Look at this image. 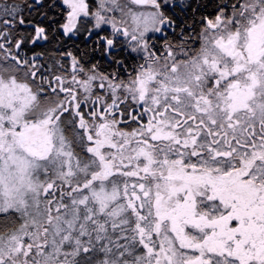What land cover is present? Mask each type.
I'll use <instances>...</instances> for the list:
<instances>
[{
    "label": "rangeland",
    "instance_id": "1",
    "mask_svg": "<svg viewBox=\"0 0 264 264\" xmlns=\"http://www.w3.org/2000/svg\"><path fill=\"white\" fill-rule=\"evenodd\" d=\"M259 3L260 0H244L246 14H253L252 10ZM207 32L202 46L196 50L172 49L171 55H163L138 68L131 79L123 82L122 90L114 94L115 100L120 103L128 93L125 100L130 95L136 102L146 95L149 104L170 95L173 91L166 86L171 85L179 91L187 88L193 104H202L204 109L217 97L215 88L219 91L220 84L226 81L224 89L229 98L225 110L201 112V117L211 121L223 118L226 123L233 121L241 125V121L247 123L248 111L250 116L258 117L253 122L256 125L260 116L264 118V21L242 24L237 32L225 19L218 31ZM5 76L12 80L3 81L0 77V214L15 210L25 221L18 234L6 237L0 233V264H70V258L81 252L91 253V256L98 252L96 256H104L102 264H133L124 257L126 251H116L120 247L113 237L116 230L113 223L120 214L126 213L141 234L145 233L146 228L140 225L144 206L150 207L155 219L149 215L152 227L149 234L145 233L146 238H133L137 244L144 245L148 243L145 239L157 236L164 243L162 250L154 248V240L153 246L147 244L146 253L138 264H215L214 258L221 259L219 264H233L231 257L240 263L264 261V163L255 165L253 170L247 166L242 172H250L252 177L256 174L260 181L258 186L245 178L231 192L237 179L227 174L213 175L208 170L185 164L186 148L191 142L187 137L183 138L184 150L177 153L176 146L162 144L160 140L166 138L170 142L167 126L153 123L147 132L139 128L128 131L119 127L116 119L101 120L102 113L93 121L96 132L92 131L90 136L98 140L101 154L85 153L95 162L91 172L84 163L90 159L70 147L67 131L63 132L61 127L62 119L57 135V127L49 124L51 119L47 118V113L36 118L33 130L36 135L52 139L54 148L48 158L38 160L27 152L30 141L21 142L20 134L14 131L26 128H15L14 120L23 122L21 119L34 106L31 94L38 96L39 93L15 81L9 71ZM90 99L101 101L103 109L111 104L98 91ZM65 101L62 105L53 104L51 116L62 109ZM185 103L190 102L186 100ZM178 110L186 116L193 113L181 109L180 99ZM242 113L243 119L236 120L235 117ZM194 132L191 129L186 135L191 137ZM261 151L254 154L256 158L264 154V143ZM252 156L249 162L253 161ZM106 169L115 175H104ZM84 176L87 177L82 179ZM159 177H163V181H155ZM93 178L97 180L85 190L83 186ZM57 183L63 185L57 186ZM141 185L145 186L141 194L144 199L139 194ZM199 185L203 189L209 187L211 199L225 205L229 212L210 218L199 210L196 198ZM179 195L186 197L177 200ZM112 206L114 210L109 211ZM105 214L109 218L101 222L99 218ZM111 220L112 234L105 233V246L84 241L87 232L99 235ZM189 246L193 250L189 248L179 253Z\"/></svg>",
    "mask_w": 264,
    "mask_h": 264
},
{
    "label": "snow or ice",
    "instance_id": "2",
    "mask_svg": "<svg viewBox=\"0 0 264 264\" xmlns=\"http://www.w3.org/2000/svg\"><path fill=\"white\" fill-rule=\"evenodd\" d=\"M247 12L244 0H0V37L23 53L42 95L62 105L72 92L87 109L96 91L115 99L150 57L190 51L225 19L237 32L264 21V0Z\"/></svg>",
    "mask_w": 264,
    "mask_h": 264
},
{
    "label": "trees",
    "instance_id": "3",
    "mask_svg": "<svg viewBox=\"0 0 264 264\" xmlns=\"http://www.w3.org/2000/svg\"><path fill=\"white\" fill-rule=\"evenodd\" d=\"M223 2H228V0H223ZM13 76L17 81H21L23 78V75L18 72L13 73ZM4 79L6 78L4 77ZM262 101L264 102V97ZM181 106H183L184 109H186L189 113H192V111L194 112L189 116L178 115V119L181 120L178 133H181L182 137L185 136L189 139V141H191L189 142V146L186 148L188 149V158H184L185 164L195 165V167L199 170H208L212 172L213 175L216 174L217 176H225V174H227L228 177L230 176L233 179H237L235 180L234 185L231 186L232 188L230 187L231 189L229 191L231 192L235 191V185H240L241 179L243 180L245 178L248 180H253L258 186L260 181L257 180L256 174L255 177H252L250 172H242L247 166L248 168L250 167V170H253L255 165H262L264 163V154L260 155L261 158H256L254 155L255 153L262 152V144L264 143V118L260 116V121L255 125L253 122L258 117L256 118L255 114L250 116V113L246 111L249 114V116H247L246 118L247 123L245 124L243 123V121H241V125H235V122L233 121H228L227 123L224 122L223 118L217 119L215 121L208 120L206 119V117L202 118L200 114L204 111L197 112L196 106L193 110H191V106L189 109L188 103H181ZM44 111V105L38 103L35 108V118H40ZM243 114L244 113L236 116L235 119L242 120ZM136 126L137 125H134L130 128V130H133ZM61 127L63 129V132L67 131V141L70 147H73L74 150L77 151V153H81V151L77 147L80 131L76 124L70 119H66L65 121H62ZM191 129L195 130V132L190 137L186 134H189ZM198 130L200 131V133L198 132ZM196 132L198 133L197 135ZM181 144L179 143L177 146L173 145V147L176 146L175 151L177 153L181 150H184L183 143ZM251 154L253 155V161L249 162V159L252 160ZM262 177L264 178V176ZM158 179L162 180L163 177L156 178L155 181H158ZM126 185H128V183ZM210 191L212 192L211 189L209 190V187H205L204 189L200 185L196 187V192L199 194L196 197L199 210L207 213L210 218H213L218 214L221 215L224 212L228 213L229 209L226 208L225 205H221L219 201L211 199L210 195L212 194H210ZM185 197V195L184 197L182 195H179L176 197V199L179 200ZM114 208H112V210H114ZM145 210L146 211L143 214V217L144 215H151L153 219H155V217L151 214L150 208L148 206L145 208ZM5 217V224H7V227H9L8 232L17 233L19 231L18 228L20 225H17V222H15V215L12 214ZM18 217H20V215H18ZM101 218V222H106V218H108V216H102ZM111 222L112 221H110L109 225H106L102 229L103 231L100 233V239H102L104 236H107L105 233H107L109 236L112 234ZM113 224L116 225V230L113 233L115 234L114 238L116 239V245H119L120 247L119 249H116V251H118L119 253H125L124 251H126L127 253L124 254V257L128 262L138 264L143 259L142 257L144 253H146L144 248L147 246V244L148 246H151L153 240L154 248L162 250L161 247L164 241L157 239L156 235L155 239H145V242L148 243H145L144 245L137 244L136 238L133 237L142 236V239L146 238L145 233L149 234L150 228H146V232L141 234V230L137 229L135 223L132 220L129 221L128 214H120ZM141 224L144 225L145 222H142ZM0 233L4 232L0 230ZM104 245H106V241L104 242L103 239L101 242L99 241L100 247H103ZM190 247L191 246L186 249H180L179 253L186 252V250L188 251ZM97 254L98 252H96V254L92 256L91 253H85L82 256H80L79 254L74 258H70V264H102L104 256H96ZM230 259L233 260V264H264L263 261H258V263H240L235 257H231ZM60 260H62V258H60Z\"/></svg>",
    "mask_w": 264,
    "mask_h": 264
},
{
    "label": "flooded vegetation",
    "instance_id": "4",
    "mask_svg": "<svg viewBox=\"0 0 264 264\" xmlns=\"http://www.w3.org/2000/svg\"><path fill=\"white\" fill-rule=\"evenodd\" d=\"M228 2H231V0H228ZM221 25H222V23H221ZM197 27H199V26H197ZM215 28L214 29L210 28L208 30L218 31V30H215ZM203 38L200 39L199 43H197L194 40L191 45H186V47L189 48L190 50H196L197 48L202 46ZM0 39H3V41H4L2 44H0V66H2L4 62H6L7 64L12 65V69H15V66L16 67L18 66V68L20 67V68L24 69V73L27 76V78H24L25 79L24 80L25 86L28 87L30 89V91L38 90V92L41 94V89H40L39 83L34 82L28 75V73L30 71H32V69L29 68L26 64L21 63L24 60L23 53H21V55L19 57V59H20L19 61L15 60L16 59L15 42L12 41L10 43L9 41L4 39L3 37H0ZM213 47H216V46H213ZM218 48H219V50L222 51V46H219ZM173 49L178 50L177 47H174ZM221 51H219V52H221ZM193 52L194 51H192L191 53H193ZM171 54H172V52H171ZM161 56H163V55L150 57L146 63H143L138 68L140 69V68L145 67L148 62L153 63V62L157 61L158 58ZM138 68H136V70L132 72V75L134 73L136 74ZM220 76H222V73H220ZM127 80L128 79L126 78L125 81H127ZM225 86H226V81H224L220 84V90L219 91L216 90L217 88L215 89L216 92L214 91V94L220 98L221 102L219 104H220L221 110L223 109L224 106H226L227 95H226V90L224 89ZM166 87L171 88V90L173 92L168 96L159 98V100H157L155 102L150 101V103L148 104L147 100H146V95L144 97H142V99L140 98L139 101L137 100L136 102H133V99L130 97V95H129V99L125 100L127 98V95H128V93H127L126 96L124 97V99H122L123 101H120V103L117 102L118 99L117 100L114 99V101H113V98H112V100H110L111 98L107 97V100L109 99L108 103H111V104L107 108L105 107L104 109L102 107L101 101H98V103H97L93 99H89V107L87 109H78L77 105L79 103H81V97L79 95H77L76 99L73 100L72 97H73L74 93L70 92L68 94V98L66 99L62 109H60L54 116H51L52 112L50 114L51 99L47 98V108L49 110L47 113V117L51 119L49 121V123H51L53 120H55V122L60 124L61 119H62V121H65L66 119H70L72 122H74L77 125V127L80 125V127H78L79 131H80L79 146L81 148L82 154L84 155L85 159L91 160V158L86 155L88 151L91 152L92 154H95V155L101 154V145L99 144L98 140L92 139V137H90L92 131L96 132V129L92 125L93 121H95L101 113H102V115L100 116L101 120H104L107 117L116 119L118 122V126L121 128H124L128 131L134 125H137L139 127V129L144 130V132H147L151 126L153 127V123H155V125L161 124L164 127L167 126L168 128L166 129L167 130L166 132L171 133V135L169 137L171 139L170 143L174 145L175 143H180V141H184L183 138H185V136L182 137V136L178 135L179 127H180V121H181L180 119H178V116H177V113H178L177 110L179 107V94L178 93L180 91L176 90L175 86L167 85ZM32 95H34V93ZM47 96L50 97V94H47ZM215 99L217 100V97H215ZM90 100H92V101H90ZM190 106L191 105L189 103V109H190ZM9 112H10V115L12 116L11 111H9ZM62 112L64 113L63 116L60 115ZM1 120L2 119H0V121ZM12 120H14V119H12ZM16 121L17 120H14L15 128H26V130H23V131L14 130L15 133H17V134H23L24 133L25 139L23 142H26L27 140H29L30 141L29 146H31L33 148L32 150L34 151V153L36 155L42 154V152L46 148H48L50 142L47 141L46 137L35 134V132L33 130L34 121H32V120L27 121L26 124H23V122L20 124V123H17ZM62 121H61V123H62ZM18 122H20V120ZM85 134H88V136L86 137ZM161 139L166 140L165 138H161ZM87 145L91 146V147H88V149H87ZM92 160H93V162H90L87 166L88 171H90V172L95 168L94 159L92 158ZM109 170L110 169H106L105 174ZM60 197H62V196H60ZM236 222L237 221H235L234 223H236Z\"/></svg>",
    "mask_w": 264,
    "mask_h": 264
},
{
    "label": "bare ground",
    "instance_id": "5",
    "mask_svg": "<svg viewBox=\"0 0 264 264\" xmlns=\"http://www.w3.org/2000/svg\"><path fill=\"white\" fill-rule=\"evenodd\" d=\"M15 222H17V225H18V221L15 219ZM14 224H16V223H14Z\"/></svg>",
    "mask_w": 264,
    "mask_h": 264
},
{
    "label": "water",
    "instance_id": "6",
    "mask_svg": "<svg viewBox=\"0 0 264 264\" xmlns=\"http://www.w3.org/2000/svg\"><path fill=\"white\" fill-rule=\"evenodd\" d=\"M47 154V151H45V155Z\"/></svg>",
    "mask_w": 264,
    "mask_h": 264
}]
</instances>
